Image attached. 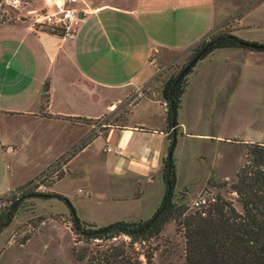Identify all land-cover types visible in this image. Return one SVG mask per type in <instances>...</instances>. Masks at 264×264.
<instances>
[{
	"label": "crops",
	"instance_id": "0c3cea01",
	"mask_svg": "<svg viewBox=\"0 0 264 264\" xmlns=\"http://www.w3.org/2000/svg\"><path fill=\"white\" fill-rule=\"evenodd\" d=\"M230 18L233 34L264 44V0H234L222 8L216 0H113L85 10L67 35L25 18L0 23V196L65 160L64 174L52 186L66 179L81 185L77 191L88 204L78 194L70 199L66 187L48 191L66 196L80 219L105 226L150 218L163 193L149 211L140 202L162 179L172 130L157 67ZM45 82L48 102L41 108ZM139 90L143 95L130 104ZM123 106H129L123 122H97ZM244 106L264 114V50L216 49L187 76L179 136L234 145L229 134L240 125ZM107 145L122 154L106 152ZM38 202L0 233V264H61L49 253L48 241L60 225L68 223L69 230L70 222L38 210ZM128 203L134 212L113 213Z\"/></svg>",
	"mask_w": 264,
	"mask_h": 264
},
{
	"label": "trees",
	"instance_id": "16d2710c",
	"mask_svg": "<svg viewBox=\"0 0 264 264\" xmlns=\"http://www.w3.org/2000/svg\"><path fill=\"white\" fill-rule=\"evenodd\" d=\"M241 42L249 41L225 29L211 32L195 44L185 66L192 62L200 50L204 48L205 51L189 69L181 75L184 66L178 73L163 81L161 97L168 104L167 124L172 130L168 134V153L161 162L164 184L162 199L150 218L142 221L120 219L105 226H97L80 219L66 196L51 191L37 192L34 190L35 186L26 188L32 184L31 180L8 193L9 196H0V233L9 226L22 208L27 207L28 200L56 198L65 202L68 207L70 230L75 237V243L84 244L71 249V256L82 264H152L153 252L145 250V244L157 236L170 221L176 222L177 230L184 237V264H264V144L245 143L243 162L229 184L230 191L236 194L241 210L222 195H217L193 210L175 201L177 167L174 150L178 134L177 113L187 76L199 60L216 49H251ZM47 102L48 83L45 82L41 94V108H46ZM221 185L226 186L227 183L222 182ZM123 236L129 240L113 242ZM135 244H139V248ZM141 255L144 260L140 258Z\"/></svg>",
	"mask_w": 264,
	"mask_h": 264
},
{
	"label": "rangeland",
	"instance_id": "374dc122",
	"mask_svg": "<svg viewBox=\"0 0 264 264\" xmlns=\"http://www.w3.org/2000/svg\"><path fill=\"white\" fill-rule=\"evenodd\" d=\"M59 1L64 4V7L75 6L77 9L88 10L94 5H100L113 0H19L16 3H14L13 0H0V23H11L25 18L35 22L36 26L41 29L50 30L52 20L59 15H53L50 18L44 17L58 12L56 3ZM233 1L234 0H216V3L217 7L222 8L223 5L230 4ZM37 18H41V21H35ZM230 24L231 18L222 28L218 27L212 32L215 33L221 29L231 31ZM194 48L195 45L187 49L171 52L167 56V62L158 65L155 80L163 82L178 73L188 63ZM128 108L129 106L118 107L114 113L99 119L97 122L106 121L114 124L121 123L126 116L125 112ZM261 128H264V114L260 115L259 112L254 111L252 106H244L241 112L240 125L236 126L229 134V137L236 141L234 145L218 143L214 138V140L209 139L204 142L188 138L182 139L178 133L174 150V157L177 165L175 201L178 204H185L190 210H193L195 209V206H193L194 201L205 199L206 202H209L217 195H222L231 200L238 210H241V205L236 201V194L230 191L229 184L234 180L235 174L239 170L244 159L245 143L243 140H246V142L264 141V134ZM100 129H102V127H100ZM63 162H65V160L52 163L51 166L55 164V169L58 170V173L56 175H54V173L49 174L48 177L42 181L43 187L40 191L36 188L34 190L37 192H47L49 186H52L53 183L64 174L62 169ZM222 182H226L227 185L222 186ZM62 187L69 189L70 199H75L74 195L78 194V197L81 198V204H88L84 195L77 191V187H81V185L74 184V182L71 183V181L69 183L67 179L66 181H61L56 186H52L50 189H61ZM163 187L162 179L160 180L157 178L154 183L147 188L145 196L149 195L148 201L143 200L140 202V205H145V211H149V203L156 197L161 198ZM159 190L161 191L160 194H158ZM5 196L9 195L5 194ZM37 200H39L38 210L42 211L45 209L46 211L53 212L54 216L63 219L65 223H67V220L70 222V212L67 205L62 200L56 198H49L46 200L35 198L28 200L26 203L27 207L22 208L19 214L22 216L23 211H33ZM87 208L86 206L85 210L89 212ZM134 211V206L128 203L123 205V207L114 209L113 213L117 215L124 213L125 215L126 213ZM36 219L37 218L34 217L29 221H34ZM139 220L142 221V219ZM66 226H68V223ZM66 226L60 225L58 231L55 233L54 239L48 241L49 253H53V257H56L57 261L61 264H82L71 256V249L73 246L81 247L84 244L82 242L75 243L73 233L70 229L68 230ZM70 226L71 222L69 228ZM120 240L129 239L123 236L117 240H113V242H119ZM135 246L139 248V244H135ZM184 248L185 242L182 232L177 230L176 222L170 221L164 225L157 236H154L146 242L144 249L153 252L152 264H184ZM140 258L144 260L143 255H141Z\"/></svg>",
	"mask_w": 264,
	"mask_h": 264
},
{
	"label": "built area",
	"instance_id": "2783aa9c",
	"mask_svg": "<svg viewBox=\"0 0 264 264\" xmlns=\"http://www.w3.org/2000/svg\"><path fill=\"white\" fill-rule=\"evenodd\" d=\"M69 1H75V0H69ZM56 5L58 7V12L54 14H49L48 16L44 17V18H47V17L50 18L53 15L54 16L59 15L54 20H52L51 25H50V30L58 34H64V35L72 34L76 30V28L79 26L82 20V15L85 12V10L77 9L75 6L64 7V4H62L61 1L57 2ZM40 19L41 18H37L35 21H41ZM142 95L143 93L141 92V90H139L136 93V95L130 98V104L134 102L135 100H137ZM163 107L166 111L168 110V104L166 101L163 102ZM105 151L112 153L114 155H117V156L122 154V151L120 148L112 147L110 145L105 146ZM55 168H56L55 164L53 166H50L48 169L42 172L37 178H35L32 184H30L26 188L35 186V188L40 191V189L43 187L42 181L46 179L49 174L54 173V175H56L58 173V170H56ZM62 169H63V165H62ZM206 203L208 202H206L205 199H200V200L194 201L193 206H195V208H199Z\"/></svg>",
	"mask_w": 264,
	"mask_h": 264
},
{
	"label": "water",
	"instance_id": "95a60500",
	"mask_svg": "<svg viewBox=\"0 0 264 264\" xmlns=\"http://www.w3.org/2000/svg\"><path fill=\"white\" fill-rule=\"evenodd\" d=\"M242 45L247 46L251 49H264V44H260V43H255V42H241ZM205 51V49L203 48L202 50H200V52L197 54V56H195L192 60V62H190L187 66H185V68L180 72V74L182 75L184 72H186L190 65L196 61L198 59V57Z\"/></svg>",
	"mask_w": 264,
	"mask_h": 264
}]
</instances>
